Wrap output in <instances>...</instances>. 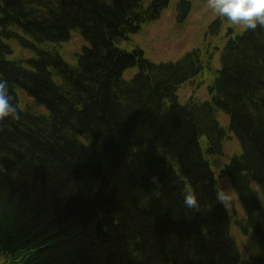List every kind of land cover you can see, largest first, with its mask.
<instances>
[{
  "label": "trees",
  "instance_id": "16d2710c",
  "mask_svg": "<svg viewBox=\"0 0 264 264\" xmlns=\"http://www.w3.org/2000/svg\"><path fill=\"white\" fill-rule=\"evenodd\" d=\"M170 1L0 0V79L20 113L0 120L1 264H264V26L229 38L219 68L192 65L199 51L140 60L121 43ZM206 76L207 99L178 101ZM227 133L235 224L258 221L245 261L206 156Z\"/></svg>",
  "mask_w": 264,
  "mask_h": 264
},
{
  "label": "rangeland",
  "instance_id": "374dc122",
  "mask_svg": "<svg viewBox=\"0 0 264 264\" xmlns=\"http://www.w3.org/2000/svg\"><path fill=\"white\" fill-rule=\"evenodd\" d=\"M181 1L188 3L189 7L184 5L183 8L177 9L176 5ZM179 14L182 19L181 21L179 19ZM217 18L221 20L219 24L220 28L217 33L213 35L209 32V27ZM228 28L232 29V33L226 36ZM247 28L249 27L243 23L236 24L229 21L226 17L216 14L208 6V0H171L168 7L162 10L159 18L149 23H143L137 32L130 33V42H125V45L123 43L121 44L131 51H142L144 59L157 65L169 62L176 63L186 54H190L193 51H199L205 61V57L209 53L211 56H214V61L211 65L219 68V58L224 43H226L229 38L244 32ZM71 40L72 41L69 42L67 41L68 43H64L63 46L65 49L74 46L78 39L73 37ZM204 50H206L205 54H203ZM217 63L219 64L218 66H216ZM191 64H195V59L191 61ZM137 71V67L126 69L123 72L124 79H132ZM201 80L200 77L182 86L177 93L178 101L185 104L189 101H204L207 99L209 97L207 86L211 85V76H206V78L203 77L202 85L194 92V86L199 84ZM17 95L19 107L22 110L26 109L29 104L25 99L24 91L19 89ZM228 119L225 113H219V121L221 124L224 123L227 125L229 123ZM223 139L221 145L220 142L218 143L219 151H215L213 148L211 151L210 148H207L206 156H208L207 160L212 166L214 179L217 181L220 188L218 194L221 203L230 214L231 219L234 220L230 226V231L239 247L240 258L242 261H245V259L248 258V254L253 252L251 234L252 231L257 229L258 221L256 220L254 222V217L253 221L250 223V227L247 225L248 231L245 235L235 224V221L246 220L247 216L244 212V203L232 189L230 179L228 175L224 173V170L229 167L232 156L238 154L241 148L234 133H227V136ZM226 165H228V167H226ZM258 220L260 221L261 218L258 217Z\"/></svg>",
  "mask_w": 264,
  "mask_h": 264
},
{
  "label": "clouds",
  "instance_id": "9594fccd",
  "mask_svg": "<svg viewBox=\"0 0 264 264\" xmlns=\"http://www.w3.org/2000/svg\"><path fill=\"white\" fill-rule=\"evenodd\" d=\"M208 6L218 15L229 21L255 29L257 25L264 26V0H208ZM13 97L9 91V82L0 79V120L5 117L19 118V111L12 103ZM184 202L191 208H198L194 192L185 194Z\"/></svg>",
  "mask_w": 264,
  "mask_h": 264
},
{
  "label": "flooded vegetation",
  "instance_id": "af4514ba",
  "mask_svg": "<svg viewBox=\"0 0 264 264\" xmlns=\"http://www.w3.org/2000/svg\"><path fill=\"white\" fill-rule=\"evenodd\" d=\"M176 8L178 9V8H181V7H180L179 5H176ZM187 11H188V9H187ZM180 13H181V12H180ZM186 14H187V12H186ZM179 19H180V21L182 20V19L180 18V14H179ZM219 19H220V18H217L215 21H218ZM215 21H213V23H215ZM219 28H220V25H218V28H217V29H215V28L213 27V29H211L210 32L213 31V33L216 34ZM198 55H199V59L195 62L196 65H199V64H200V61H201V58H202L200 53H199ZM205 58H206V59H205L204 63L206 62V63H207V66H209V65H210V62H211L212 59H213V56H211V55L208 53V54L206 55ZM142 59H144V58L142 57L140 60H142ZM203 67H205V65H204ZM207 68H208V67H207ZM204 72H205V71H204ZM226 167H228V165H226Z\"/></svg>",
  "mask_w": 264,
  "mask_h": 264
},
{
  "label": "water",
  "instance_id": "95a60500",
  "mask_svg": "<svg viewBox=\"0 0 264 264\" xmlns=\"http://www.w3.org/2000/svg\"><path fill=\"white\" fill-rule=\"evenodd\" d=\"M231 33H232V29L231 28H228L227 33H226V36H229ZM131 53L133 55H135L136 57H138V58H142V56H143V52L140 51V50L138 52L132 51Z\"/></svg>",
  "mask_w": 264,
  "mask_h": 264
}]
</instances>
